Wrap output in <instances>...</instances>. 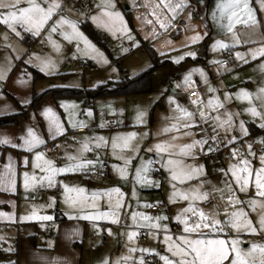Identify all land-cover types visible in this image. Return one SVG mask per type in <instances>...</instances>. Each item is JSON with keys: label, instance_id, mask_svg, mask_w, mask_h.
<instances>
[{"label": "crops", "instance_id": "1", "mask_svg": "<svg viewBox=\"0 0 264 264\" xmlns=\"http://www.w3.org/2000/svg\"><path fill=\"white\" fill-rule=\"evenodd\" d=\"M120 2L127 6V10L129 11H127L128 23L131 28L135 30L141 43L150 44L149 48H152L156 57L158 59L161 56L166 57V60L162 59V62H165L167 66L176 70L177 76L171 85V88H173L175 84L176 90L170 93L173 100L189 111L196 113L195 119L197 121L200 119L199 111L197 105L191 103L193 99L205 105L204 110L209 116H216L217 114L222 116L225 110L236 114L234 119L236 130L234 133H229L227 135L229 139L232 135H235L238 139L230 144L227 140H223L222 143L224 146L221 148L222 151L217 156L205 160L202 158V154L207 151L206 145L209 141L208 139L203 149L199 146L194 149L196 152L195 159L184 158L186 164H191L193 161L195 165H203V174L199 178H194L191 181L185 180L183 185H188L190 183H198L197 185L202 184L201 188H203V192L210 193L209 202L185 200L176 197L173 203H169V194L174 191L172 185H175V189L180 190L182 183L178 184V182L176 183L174 181L170 183V180L166 178L167 175L170 177L169 173L161 166L158 167L156 164L162 175L161 181L152 177L151 170L148 173L149 179L158 181L159 186L155 184L152 186H141L132 179V176L135 175V166L140 163V158L147 160L151 157L154 161L159 159L155 151L151 153L140 151L137 154V158L127 166L128 175L124 179L120 177L118 170L113 167L114 165L117 166V168L124 167V161L117 159L116 156L112 154L111 140L114 134H124L128 132L137 133V137H135L131 143L140 144L142 149L148 148L155 141H167L170 138L169 134H161L149 135L146 139H142L140 134L143 133L140 131L139 124L134 120L136 112L132 111L130 114H121L123 109L128 108V102L122 103V109H120V106L116 105L113 111H109L108 106H112L116 104L117 101H120L118 98L144 95L100 97L94 99L96 101L107 100L109 104L107 106L106 103H103L104 105L102 107L104 108L101 112V119H96L93 115V118L90 116L83 120H71L70 122L67 121L65 113H63V108L68 107H65V102H58L59 99H43L36 106V109L27 111L25 117L17 123L18 125L0 126V135H7L10 139L19 143L17 138L21 134L26 135V129L31 127L34 133L44 140V144L39 146L38 150L44 153L46 159H52L55 166H65L70 163L68 156L76 157L79 160H95L97 155H99L100 161L107 162L110 170L108 176L103 178L99 183H85L80 179V174L91 172L93 168L95 170L101 165L100 163L94 166H86L85 170L82 171L58 173L59 176L55 177L57 182L56 186L48 187L45 183L44 186H42L44 188L43 190L37 191L35 189L34 194H40L38 192H41L40 198L36 200L32 199V194L28 193V189H25L22 176V173L25 171L29 172L30 175L33 173L31 157L34 155V152L28 153L23 149L0 146V174L6 171L4 165L8 163H11L16 171L15 184L12 188H9L6 184L0 185V244H4V242L7 241L9 244L8 247L14 252V260L7 264H100L105 257L115 259L122 254H128L127 248L133 246L137 248L156 249L161 255L170 256V253L165 252L166 246L161 243L165 236L163 225H168V234H171L174 239L176 236L180 235L183 226L172 218L176 216L178 211L187 207L189 203H192L194 207L205 213H211L213 205H216L221 220L224 219L225 209H227L229 213L241 206L244 207L245 211L250 210L246 204H229L227 200L229 194L227 189L224 190L223 195L225 198L223 200L221 199V194L213 193L211 189L213 185H215L216 188H224L222 181H227L232 183L233 190L239 200L245 201L255 197L252 195L253 188L251 184L249 186L250 190L243 195V193L235 187L234 181H231V173L229 172L228 175L225 176L220 169L227 170L229 164H236L237 159L230 158L231 151L233 148H237L241 152L246 153V143H251L252 149L256 153L255 157H248L253 167L260 166L259 155L263 150L255 149L254 145L259 144L257 143L259 138H264V128L259 127L261 119L260 117L253 118L249 113H246L244 109L250 106L249 101L239 100L234 95L240 89H245L248 92H255L257 86L264 80V75L257 70V65L261 62L260 58L257 57L255 61H253L248 55L249 49L258 47L260 43H264V12L261 11L258 0H249V4L259 21L260 27L256 28L251 22L248 24L237 23L233 29L235 39L233 38V33H228L224 29L217 27L213 19H211L216 0H205L203 4L200 3V0H186L187 7L183 10H177L175 18L171 19L170 23L163 28L159 23H156V18L153 16V4L156 3L157 0H115V4H119ZM63 4L65 7H69L72 3L70 0H63ZM90 6L92 7L90 13L98 10L96 6L93 7L91 4ZM189 13H191L190 19L188 18ZM165 15L171 17V13H168L167 10H165ZM216 15L218 16L219 13L217 12ZM90 16L89 19H91ZM245 18L246 17H241V19ZM83 23L79 24L80 28ZM85 23L88 24V22ZM88 26L90 27L89 24ZM90 29L92 30L91 27ZM92 31L95 33L94 30ZM205 33H207V35H205ZM3 34L4 32L1 31L0 43L2 45H0V70L4 71L5 78L0 80V118L17 113L19 111V106H23L31 101L33 94H39V92L46 90V86L42 82L38 83L39 80L45 78L44 76L36 80L32 77L30 68L36 71L39 70H37L38 68L36 65H32V59L27 57L30 50H28L27 53L23 52L22 45L18 49L11 48L9 43L6 42V39L2 37ZM196 34H199L202 38L192 42L189 38ZM26 35L32 36L29 33H24L22 30L21 44H25L23 38ZM97 37L98 35L95 33V38L97 39ZM216 40H220L222 43L228 45V47H217L213 50L212 45ZM237 40L239 43L236 42ZM252 41H256V43H252ZM13 45H15V43H13ZM8 47L12 50V53H10L11 55L8 56L6 60L3 57V52L7 51ZM189 52L195 53V57L185 55V53ZM237 52L241 53L242 59L236 57ZM181 56H183V59H179ZM245 60L248 62L244 63ZM25 61H28V63H25ZM213 61H218L219 63H213ZM223 61L227 63L222 65ZM84 66H87V64H84ZM193 69L202 70L205 73L207 82L205 83V81L201 80L199 72L193 71ZM182 70H186L188 73L191 72L192 74V87L187 90H185L187 86L183 85V81L178 80V76ZM178 72L180 73L178 74ZM42 75L44 74L42 73ZM209 86L216 91L209 92ZM194 89L197 90V95L193 98H189L188 94L193 92ZM225 93L229 94L227 100H225ZM212 98L219 100V102L224 105V108L215 111L208 108L206 106L207 102ZM25 99L27 103H23ZM129 101L135 102V99ZM88 103V106L92 107L94 110V102ZM253 103H255V98H253ZM60 104H63V106L60 107ZM171 107L175 109L176 104H171ZM44 108H51L57 114L60 118L62 127L65 129L63 133L57 134L55 130H53L50 137L48 121L41 115ZM134 110L137 111L139 109L135 108ZM258 110L264 111V109ZM162 111L163 108L158 112L160 113L157 115L158 119H154L153 117L152 120L151 116L148 115L150 125L149 133H157V129H161L169 123L165 117H168L170 114L175 115V112L169 111L167 113H162ZM81 121L86 125L85 127L79 126V122ZM241 121L244 122V127L248 130L247 136H243L239 130L238 126ZM73 123L77 126L71 127ZM101 123H104V127H100ZM108 124H121L122 127L117 130H110L107 129ZM156 124H160V128L156 126ZM90 127L93 129L89 130L88 128ZM212 127L213 124L211 120L207 123H200L192 130L195 133V137L178 139L175 143H187L191 138L200 139L205 135L201 129H207V134L211 137ZM218 135L224 137L225 133L218 130ZM99 136L105 138L107 141L106 146L97 149L95 143L89 141L88 147L91 151H82V145L86 137L94 139ZM66 137L72 138V141L74 140L69 150L71 153H67L64 150L65 146L62 145V141ZM259 145L264 149V146L261 144ZM116 155L131 157L134 154L128 149H117ZM9 156L11 157V161L8 159ZM164 158H167V156ZM197 158H199L201 162ZM154 168L155 167H153V170ZM42 174L43 173L38 169L36 170L37 176ZM61 183L69 186L83 187L87 194L93 191L102 192L112 187H118L124 194L122 205L120 209L117 210L119 213L117 216L118 222L112 223L111 218L84 219L83 217L86 215H94L97 212L109 211V205H115L119 193H113L111 199L107 196H101L100 199L95 202L97 205L96 208L85 207L80 209L79 206H77V208L72 209L62 203L63 188L60 186ZM35 186H39V184ZM133 187H135L137 191L136 197L132 196ZM189 192L191 193V189ZM45 201H47V203H45ZM158 201L159 203L156 205L152 204ZM145 205L151 206L146 207ZM152 206H157L158 208L151 209ZM34 210L37 216H51L52 219H21L22 216L31 217ZM133 212L143 213L151 217L164 215L169 217V219L159 221L161 224L160 229L150 230L145 227L137 228L132 220ZM57 214L60 216L59 222H56L55 215ZM187 215L191 217V213ZM136 223L142 225L147 222L137 216ZM44 224H46L48 233L38 231V229L44 227ZM109 230L112 233L111 235L109 234ZM128 231L137 232L134 243H130L127 240ZM150 231L154 233V235H150ZM121 233H123V235H121ZM220 235L221 238H225L224 233ZM234 235L236 234L229 228L227 230V236L232 237ZM239 235L243 241L241 245H243L246 238H260L262 233L258 232L255 235L240 233ZM131 255L133 257H140L141 255H155V253L141 254L140 252H134L131 253ZM155 257L157 259V264H162L159 257L157 255H155ZM0 264L6 263L0 262Z\"/></svg>", "mask_w": 264, "mask_h": 264}, {"label": "snow or ice", "instance_id": "2", "mask_svg": "<svg viewBox=\"0 0 264 264\" xmlns=\"http://www.w3.org/2000/svg\"><path fill=\"white\" fill-rule=\"evenodd\" d=\"M204 2L205 0H200L201 4ZM258 3L261 11L264 12V0H258ZM185 7H187L186 0H157V2L153 4V16L156 18V23H159L163 28L170 23L171 19L175 18L177 10H183ZM96 8L99 10L98 13L96 15H91L90 18L98 27L113 34L118 31L121 33L127 32V25L124 23L123 17L120 12L115 9V0H99L96 4ZM61 10H67L63 4V0H12L11 3H5L4 0H0V25H6L17 37L21 36V31H19L18 28L22 29L24 33H29L33 37H38L41 35L42 30L46 29L47 25L51 24V27L47 28L49 40H51V33H56L58 29L67 25L71 31H60L59 33L65 40L69 42L76 41L77 50L81 51L83 55H87L90 58L99 57L104 63H107L108 61L104 58V54L79 31L77 27L78 21L60 15ZM165 10L171 13V17L165 15ZM217 12L219 13L218 16L216 15ZM81 15H83V13H81ZM241 17L246 18L241 19ZM188 18H191V13L188 14ZM211 19H213L217 27L224 29L228 33H233V29L237 23L248 24L251 22L256 28L260 27L259 21L253 9L250 7L249 0H216ZM205 35H207V33H205ZM128 38L132 39L130 35ZM201 38L199 34H196L189 39L195 42ZM233 38L235 39L234 33ZM5 39H7V37H5ZM236 42L239 43L238 40ZM80 43L84 45L83 49H80ZM252 43H256V41H252ZM132 46L135 47V44ZM53 47L56 51H59V45H56L54 42ZM217 47L226 48L228 45L222 43L220 40H216L212 48L215 50ZM122 51H127V49H122ZM185 55L195 57V53L193 52L185 53ZM248 55L253 61H255L257 57L260 58L261 62L257 65V70L264 75V43H260L258 47L249 49ZM236 57L242 59L241 53L237 52ZM5 59L7 60L8 58L6 57ZM179 59H183V56ZM247 62V60L244 61V63ZM25 63H28V61H25ZM213 63L219 62L213 61ZM38 66L39 70L45 74H51L55 69V65L50 60L41 61ZM193 71L199 72L201 80L205 81V83L207 82L205 73L202 70L193 69ZM4 78V71L0 70V80ZM183 85L187 86L185 90L192 87L191 72L184 76ZM208 91L215 92L216 90L209 86ZM234 95L239 100L249 101L250 106L245 108L244 111L249 113L253 118L260 117L261 123L259 127L264 128V111L258 110L264 109V80L257 86L255 92H248L245 89H240ZM228 98L229 94L225 93V100ZM253 98H255V103H253ZM23 103H27V100L25 99ZM173 103L176 104L174 109L175 115L170 114L168 117H165V119L169 121L168 124L159 129L155 134L149 132L140 134L142 139H146L149 135L169 134V140L159 141L146 149H142L140 144L131 143L138 135L135 132L113 135L111 140L112 154L115 155L117 159L124 161V167L117 168L115 165L113 167L118 170L122 179L127 177V166L137 158V154L140 151L149 153L155 151L159 159L154 161L151 157L147 160L140 158V163L135 166V175L132 176V179L136 183L141 186H152L153 184L159 186L158 181H152L148 177V173L153 164H159L169 173L170 183L171 181L177 180L181 183L185 180L191 181L194 178H199L203 174V165L185 164L183 158L195 159L196 152L194 149H196L197 146L203 149L209 138L221 147L224 146L222 143L223 140H227L230 144L238 139L235 135H232L229 139L227 135L229 133H234L236 130V126L234 125L236 114L225 110L222 116L220 114L209 116L204 110L205 105L193 99L191 103L197 105L199 111L200 119L197 121L195 119L196 113L189 111L187 108L174 101L172 97H169V104L171 105ZM61 106H63V104ZM206 106L214 111L224 108V105L215 98L209 99ZM73 107H75V105H73ZM108 107L110 108L111 106L109 105ZM41 115L48 121L50 137L53 130H55L57 134L65 131L60 123V118L53 109L44 108ZM88 115H91V112H88ZM145 115L146 113L144 111L137 110L134 117L135 122L137 124H145ZM69 119L71 120V116ZM209 120H211L213 124L211 137L208 136L207 129H201L205 135L200 139L191 138L187 143H175L178 139L195 137V133L192 130L200 123H207ZM76 126L75 123L71 124V127ZM79 126L85 127L86 125L81 121L79 122ZM100 127H104V123H101ZM238 127L243 136L248 135V130L244 127L243 121L239 123ZM218 130L223 131L225 136L220 137L218 135ZM17 139L19 143L10 139L7 135H0V146H7L13 149L19 148L28 153L34 152V155L31 157L33 173L31 175L27 171L22 173L25 189L37 184L44 186L45 183L48 187H54L57 183L55 177L58 173L82 171L85 170L86 166H94L97 163L103 166L99 159V155H97L95 160H79L76 157L68 156L70 163L65 166H55L52 159H46L44 153L38 150L39 146L44 144V140L36 135L31 127L26 129V135L21 134ZM89 141L95 143L97 149L107 144V141L102 136L95 137L94 139L86 137L82 145V151H91L88 147ZM257 143L264 146V138H259ZM246 147V153L241 152L237 148H233L230 158H236L237 163L229 164L227 170L220 169V171L223 172L225 176L230 172L231 181L235 182V187L242 193H247L250 190V184L254 186L256 190L255 196L259 197V200L255 198H249L245 201L239 200L233 190L232 183L227 181H222L224 188H216V186L213 185L211 192L221 194V199L223 200L225 198L223 195L224 190L227 189L229 193L227 196L229 204H246L251 210L250 212H246L242 206L230 213L225 209L224 219L221 220L216 205H213L211 213H205L194 207L192 203H189L187 207L178 211L176 216L172 218L183 226L180 235L176 236L174 239L171 234H168V225H163L165 236L161 243L166 246L165 252L170 253V256L161 255L156 249L137 248L133 246L127 248L128 254H122L115 259L105 257L100 264H148L146 256L141 255L140 257H133L131 253L134 252H140L141 254L155 253V255L159 257V260L162 261V264H264V243L249 241V247L244 249L241 247L243 241L239 235L240 233H250L253 235L258 232L264 233V151H261L259 155L260 166L253 167L248 157H255L256 153L253 151L251 143H246ZM117 149H128L133 152L134 155L131 157L116 155ZM212 151L213 149L211 147L207 149V152ZM165 156L168 158L165 159ZM8 159L11 161L10 156ZM4 168L6 171L0 174V185L6 184L9 188H12L15 184L16 171L11 163L5 164ZM37 169L43 174L37 176ZM177 169H179V172ZM60 186L63 188L62 203L72 209L77 208V206H79L80 209L85 207L96 208L97 205L95 202L99 200L101 196H107L111 199L113 193H119L115 205H109V211L97 212L94 215H86L83 217L84 219L111 218L112 223L118 222L117 216L119 213L117 210L120 209L124 199V194L118 187H112L102 192L93 191L87 194L83 187L69 186L63 183H61ZM201 186L202 184L197 185L189 194L175 189V185H172L174 191L169 194V203H173L176 197L185 200L209 202L210 193L200 192L199 189ZM136 195V188L133 187L132 196L136 197ZM157 203H159V201ZM145 206L150 207L151 205ZM257 207L259 208L258 212H256ZM252 212L256 213L255 220L250 218ZM188 213H191V217L187 215ZM137 216L147 223L142 225L137 224ZM26 218L52 219L51 216H37L35 210L31 217H21L22 220ZM165 219H169V217L164 215L151 217L143 213H132V220L137 228L145 227L150 230L160 229L161 224L159 221ZM229 228H231L236 235L228 237L227 230ZM221 233L225 234V238H221ZM109 234H112L110 230ZM149 234L154 235L151 231ZM121 235H123V233H121ZM136 236V231H128L127 240L130 243H134V238Z\"/></svg>", "mask_w": 264, "mask_h": 264}, {"label": "rangeland", "instance_id": "3", "mask_svg": "<svg viewBox=\"0 0 264 264\" xmlns=\"http://www.w3.org/2000/svg\"><path fill=\"white\" fill-rule=\"evenodd\" d=\"M70 1L72 3L71 6L69 5V7H65L67 10H61L60 15L66 16L71 20L78 21L77 27L79 31L82 32L84 36H86L88 40H90L92 44H94L96 48L99 49L100 52L104 54V58H106L108 62L104 63L103 60L100 59L99 57L90 58L87 55H83L81 51L77 50L76 41L69 42L65 40L59 33L60 31L70 32L71 29L67 25H64L61 29H58L56 33H51V40H49L48 38L49 34L47 31V28H50L51 24L47 25L46 29L42 30L41 35L35 37L36 42L34 41L35 43L33 42L31 46L24 43H23L24 45L21 44L22 29L18 28V30L21 31V36L17 37L7 28L6 25H0L1 26L0 34L1 31L4 32L2 37L3 38L7 37L6 42L9 43L11 48L18 49L22 45L23 52L27 53V51L30 50L27 57H29V59H32V65H36V67L38 68L37 70H39L38 65L40 64L41 61L50 60L55 65V69L52 71L51 74H45L44 72H42L45 78L39 80L38 83L42 82L46 86L45 87L46 89H50L54 87H59V88L62 87L68 89L74 88V89L85 90L86 88H94L103 83H107V82L113 83L116 80L121 79L122 77L131 78L132 76L145 70L148 66L152 64V60L150 59L149 53L145 48L146 45L149 47L150 44L141 43L137 34L135 33V30L131 28L127 20L128 19L127 6L124 3L120 2L119 4H115V9L119 11L121 16L123 17L124 23L127 25V32L121 33L118 31L115 34H113L103 28L98 27L95 23H93L91 19H89L90 15H96L99 11L96 10L90 13L92 9L90 4L93 5L94 7L99 2V0H70ZM4 2L11 3L12 0H4ZM83 4L85 5L82 6ZM81 13H83V15H81ZM83 22H88L92 30H94L98 36L99 33L102 31L105 37L102 39H99V37H97V42L94 41L88 34H86L79 27V24ZM129 35L132 37V39L128 38ZM53 42L56 45H59V51H56L54 49ZM13 43H15V45H13ZM133 44H135V47L132 46ZM0 45L2 44L0 43ZM79 47L80 49H83L84 45L80 43ZM122 49H127V51H122ZM10 53H12V50H10L8 47L7 51L3 52L4 55L3 57L6 58L10 56L11 55ZM160 58L159 61L160 60L161 61L159 63L161 64H159L156 67V69L152 71L153 75H152V84H151L150 93L144 96H131V97L118 98V100L120 101H117L116 104H113L109 108V111H113L116 105H118L120 106V109H122L123 108V106H121L122 103L128 102L127 105L128 108L123 109L121 114L124 113L130 114L132 111L137 112L136 110H134L135 108L144 111L146 113L144 118L146 123L139 124L141 133H145L150 130L148 115H150L151 119L153 120V117L154 119H158L157 115L160 114L158 112L162 108H163L162 113L163 112L167 113L169 111L174 112V108L172 109L171 105L169 104V97H172L170 93H173L174 90H176L175 84L174 87L171 88V85L175 77L177 76L176 70L171 68L170 66H167L165 62H162V59L166 60V57L161 56ZM84 64H87V66H84ZM179 73L180 72H178V74ZM186 74H188V72L186 70H182L178 76V80L183 81V78ZM131 99H135V102L129 101ZM58 102H65V107L68 106L67 108H63L64 109L63 113H65V117H67L68 122H70L71 120H75V121L83 120L86 119V117H90V116L91 118H93V115L95 116L96 119L97 118L101 119L102 116L101 112L102 109L104 108L102 107L104 105L103 103H106L107 106L109 105L107 100L88 101L90 103L94 102L95 108L93 110L92 107L88 106L89 103L87 102V100H85L84 102V100L82 99L80 100V99L70 98L69 100L59 99ZM73 105H75V107H73ZM88 112H91V115H88ZM70 116H71V120L69 119ZM156 126L159 127L160 124H156ZM157 130L159 131V129ZM73 142L74 140L72 141V138L69 137L63 139L62 145L65 146L64 150L67 153H71L69 150L71 149ZM154 143H156V141L153 142V144ZM197 159L199 160V158ZM185 161L186 160L184 159V163ZM191 164L195 165V162L192 161ZM157 166L160 167L159 164H157ZM151 167H152L151 168V174H152L153 165ZM177 171L179 172V169H177ZM56 176L58 177L59 174H57ZM166 178L170 180V177H168V175L166 176ZM174 182L176 183L178 182V184H181L179 180ZM183 183L182 186H180V191L189 194H190L189 192L190 189L193 190L194 188H196V185L198 184V183L195 184L190 183L188 185H183ZM251 187L253 188L252 195L255 196L256 190L254 186ZM35 189L37 191H40L43 190L44 188L40 185L28 188V193L32 194V199L38 200L41 195L34 194ZM199 191L203 192V188L200 187ZM243 195H245V193H243ZM254 198L259 200V197L255 196ZM45 203H47V201H45ZM152 204L156 205L157 202H153ZM249 211L251 210H248L246 212ZM258 211L259 208L257 207L256 212ZM250 218L255 220L256 213L252 212ZM249 241L264 243V233H262L260 238L259 237L246 238L244 240V244L241 245V247L247 249L249 247V243H248ZM8 246L9 244L7 241H5L4 244H0V262L6 264L11 263L14 260V256H13L14 252Z\"/></svg>", "mask_w": 264, "mask_h": 264}, {"label": "trees", "instance_id": "4", "mask_svg": "<svg viewBox=\"0 0 264 264\" xmlns=\"http://www.w3.org/2000/svg\"><path fill=\"white\" fill-rule=\"evenodd\" d=\"M81 29L84 30L94 41L97 42L95 38V33L90 29L87 23L81 25ZM23 40L25 44L31 45L35 38L32 36H24ZM147 49L152 64L148 66L145 70L135 74L131 78L123 77L116 80L113 83H103L94 88H86L85 90L74 89V88H59L54 87L46 89L39 94H33L31 101L23 106H19V111L14 114H10L7 117L0 118V126H16L19 120L23 119L30 109H36V106L40 101L46 98L60 99V98H80L82 100H94L100 97H116V96H131V95H147L150 93L152 71L161 64L159 59L156 57L155 53L147 45ZM32 72V77L34 80L42 78L44 75L39 71L30 68Z\"/></svg>", "mask_w": 264, "mask_h": 264}, {"label": "built area", "instance_id": "5", "mask_svg": "<svg viewBox=\"0 0 264 264\" xmlns=\"http://www.w3.org/2000/svg\"><path fill=\"white\" fill-rule=\"evenodd\" d=\"M84 6V5H83ZM104 33L100 32L99 33V39H102L104 38ZM227 62L226 61H223L222 65H225ZM195 93V95H194ZM197 95V90L194 89L193 92H190L188 94V97L189 98H193L194 96ZM122 126L121 124H108L107 125V129H112V130H117V129H120ZM89 130L93 129L92 127L88 128ZM211 147L213 149L212 152H204L202 154V158L207 160V159H210V158H213L215 156H217L222 150H221V146H219L216 142L212 141L210 138H209V141L206 145V150ZM255 149H261L264 151V149H262V147L259 145V144H256L254 145ZM102 165L103 166H99L98 168H96L95 170L91 171V172H87V173H82L80 174V179L85 182V183H99L100 181L103 180V178H106L108 176V173H109V166H108V163L107 162H102ZM154 170L152 172V177L154 179H157V180H162V175L161 173L159 172V169L156 165H153ZM41 194V192H38ZM158 207L157 206H152L151 209H157ZM56 216V222L60 221V216L59 214L55 215ZM39 232H44V233H48L47 231V228H46V224H44V227L38 229ZM147 257V262L148 264H157V259L155 257V255H151V256H146Z\"/></svg>", "mask_w": 264, "mask_h": 264}]
</instances>
